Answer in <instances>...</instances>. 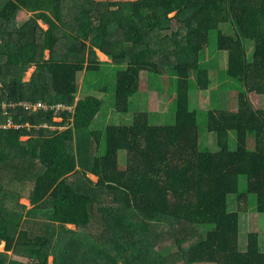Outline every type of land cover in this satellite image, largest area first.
<instances>
[{"label": "trees", "instance_id": "trees-1", "mask_svg": "<svg viewBox=\"0 0 264 264\" xmlns=\"http://www.w3.org/2000/svg\"><path fill=\"white\" fill-rule=\"evenodd\" d=\"M21 12L32 14L22 24ZM213 31L243 90L236 111L208 112L210 150L200 148L190 88L193 75L200 90L213 82L202 58ZM244 40L254 43L250 59ZM96 49L125 64L112 80L118 113L129 111L143 71L175 74V121L152 124L139 111L131 124L93 128L103 99L76 97L80 73L103 71ZM0 84V102L73 107L0 113L21 125L0 129V264H12L9 252L37 264H264L257 232L239 248L241 208L229 209L230 195L239 203L253 194L264 213V108L248 95H264V0H0Z\"/></svg>", "mask_w": 264, "mask_h": 264}, {"label": "rangeland", "instance_id": "rangeland-1", "mask_svg": "<svg viewBox=\"0 0 264 264\" xmlns=\"http://www.w3.org/2000/svg\"><path fill=\"white\" fill-rule=\"evenodd\" d=\"M101 3V1H97ZM27 17L20 18L22 24ZM222 30L227 34H233L231 26L223 25ZM217 34L219 31H213L210 34L209 44L202 53V58L213 77V82L208 90H200L196 87L195 77L192 76L190 98L191 107L197 111V120L200 134L201 149H216V135L208 130V112L211 110H229L238 109V95L243 90V85L231 79L227 75L229 62L228 51L219 50L217 47ZM247 50V57H252L254 43L250 40H244ZM103 62L102 73L84 72L79 74V87L77 97H83L88 94L95 95L103 99V107L95 118L93 128L105 130L111 124H131L134 115L139 111H148L150 123L152 124H172L175 121V99H176V75L175 74H155L149 71H143L141 75V84L138 92L131 98L130 109L127 113H118L114 107V90L112 89L113 79L116 71L123 69L125 64H113L112 58H106L103 52L97 51ZM49 56V50L45 51V57ZM204 56V57H203ZM35 66L28 68L24 79L28 80L34 71ZM105 75V76H104ZM105 82L103 85L111 86L109 91L102 92L99 86L102 84L99 77ZM255 108H264V95L256 92L248 94ZM56 122H61L60 117L53 118ZM53 128L63 129L62 125H53ZM28 136L21 140L26 141ZM106 138L103 136L102 148L105 149ZM229 144L234 148V133L229 134ZM255 141L253 136H249L248 147L254 149ZM120 167L124 168L127 163V152L121 150ZM92 180L97 182V176L91 175ZM246 177L239 176L238 190L240 193L245 191ZM229 209L237 211L238 204L241 208L239 212V248L245 249L246 238L249 232H257L260 241V248L264 251V213H260L256 207V199L253 194L246 195V202L238 199L236 195H230ZM27 203V202H25ZM73 228V226H70ZM205 229V228H204ZM53 260V259H52ZM51 260V261H52ZM18 260H16L17 262Z\"/></svg>", "mask_w": 264, "mask_h": 264}, {"label": "built area", "instance_id": "built-area-1", "mask_svg": "<svg viewBox=\"0 0 264 264\" xmlns=\"http://www.w3.org/2000/svg\"><path fill=\"white\" fill-rule=\"evenodd\" d=\"M95 1H101V2H105V3H110V2H133V1H137V0H95ZM1 86V84H0ZM23 106L25 109L27 110H31V111H39L42 110L44 112H47L48 110H52L54 109L56 112L58 111H63V110H73L72 106H69L65 103L62 102H46V101H42V100H38V101H29V100H25V101H12V100H3L0 102V113L3 115H8V108H15L17 106ZM56 117H60V116H56ZM55 118V117H54ZM62 120V117H60ZM28 125V123H27ZM21 125L17 124L15 122L12 121V119H8L6 122L2 123L0 121V129H10L12 127L14 128H19ZM63 127V126H62Z\"/></svg>", "mask_w": 264, "mask_h": 264}, {"label": "crops", "instance_id": "crops-1", "mask_svg": "<svg viewBox=\"0 0 264 264\" xmlns=\"http://www.w3.org/2000/svg\"><path fill=\"white\" fill-rule=\"evenodd\" d=\"M30 15H32V14H31V13H26V12H21V13L19 14L18 20H20V18H25V17H27V19H28V17H29ZM27 19H26V20H27ZM39 24H40V26H41L44 30H46V29L48 28L47 25L43 24L42 22H39ZM97 51H100V50H99V49H96V53H97ZM25 202H27V203H25ZM22 203L28 205V206H29V210L32 209V207H31V203H30L29 200L23 199V200H22ZM5 247H6V244L3 243L2 246H1V248H0V252H5V251H6V250H5ZM9 254H10V256H11V263H12V264H37V260H34V259H27V258H22V257H19V256L14 255L13 252H9ZM52 259H53V257L50 259V261H51ZM16 260H18V261L16 262ZM51 264H53V260L51 261Z\"/></svg>", "mask_w": 264, "mask_h": 264}]
</instances>
